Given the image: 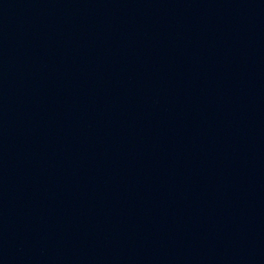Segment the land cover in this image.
<instances>
[{
  "label": "water",
  "instance_id": "water-1",
  "mask_svg": "<svg viewBox=\"0 0 264 264\" xmlns=\"http://www.w3.org/2000/svg\"><path fill=\"white\" fill-rule=\"evenodd\" d=\"M153 0H0V91Z\"/></svg>",
  "mask_w": 264,
  "mask_h": 264
}]
</instances>
